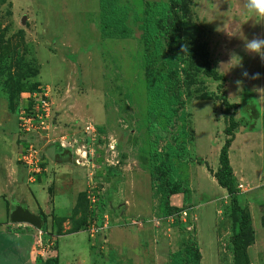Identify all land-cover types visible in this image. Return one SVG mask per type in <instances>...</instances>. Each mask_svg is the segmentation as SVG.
Wrapping results in <instances>:
<instances>
[{"label": "rangeland", "instance_id": "obj_1", "mask_svg": "<svg viewBox=\"0 0 264 264\" xmlns=\"http://www.w3.org/2000/svg\"><path fill=\"white\" fill-rule=\"evenodd\" d=\"M166 1L107 0L102 11L101 0H0V133L22 141L19 110L28 94L46 88L55 122L35 143L38 153L51 144L70 149L85 174V192L96 198L88 200L84 217L82 207L56 205L54 197L67 190L44 184L50 175L31 183L26 171L32 185L26 189L38 192L39 201L49 192L51 215L42 216L47 231L57 237L86 231L77 241L85 249L81 257H72L75 246L58 239L60 258L69 255L64 264H171L192 238L199 244L201 264H234L233 207L206 164L213 172L220 165L226 138L221 100L241 103L236 118L247 132L261 117L252 89L264 104V61L244 44L253 36L264 38V19L249 13L245 0L182 1L186 45L207 44L212 66L225 80L206 77L200 60L187 61L179 75L184 108L175 112L168 105L170 84L162 63L155 83L147 80L141 32L146 3ZM106 31L111 36H104ZM255 73L259 79L250 78ZM159 104L169 109L160 110ZM88 123L98 128L97 138L84 132ZM262 125L261 134L242 136L243 128L238 129L230 149L239 203L252 218L251 264H264V181L258 180L264 171ZM174 140L185 144L188 161L176 164L190 190L171 199L183 210L178 224L162 216L149 172L150 151L164 153ZM11 145L3 153H11ZM93 228H99L94 236Z\"/></svg>", "mask_w": 264, "mask_h": 264}, {"label": "trees", "instance_id": "obj_2", "mask_svg": "<svg viewBox=\"0 0 264 264\" xmlns=\"http://www.w3.org/2000/svg\"><path fill=\"white\" fill-rule=\"evenodd\" d=\"M183 0H167L166 2L146 3L143 12L141 32L143 33L144 50L146 52V77L150 83H155L158 75V64L162 63L167 82L170 84L168 105L170 110L180 112L184 108L181 98L180 72L184 71L182 66L187 61L200 60L203 65L202 73L215 81L223 82L225 78L212 66L210 52L207 44L199 42L188 45V52H183L186 45L184 41L185 20L182 15L181 6ZM100 8L107 10V0H101ZM110 32H104V36H111ZM4 47L2 50H5ZM182 70L180 71V69ZM40 69V68H39ZM38 74V69L36 71ZM222 88V84L218 89ZM247 99H245L246 102ZM10 104L13 101H9ZM176 106V107H175ZM158 109H169L164 104H159ZM240 104L230 103L227 99L221 100L222 113L225 116L226 127L224 129L225 143L221 148L219 156V168L216 172L210 170L220 187L225 189L229 195L233 207V235L230 239L233 247L234 264H251L248 248L254 240L252 218L249 211L241 207L239 203V192L237 180L230 161V149L236 140L238 129L243 126L242 121L236 118ZM178 137V135H177ZM184 142L174 140L168 144L164 153L159 150H151L152 160L149 164V172L152 180L154 197L160 201L161 214L165 218L173 217L179 223L182 209L171 204V199L176 195H186L190 192L181 180L177 161L187 162ZM200 164V161H198ZM89 194L82 192L78 196L77 206L82 207L83 215L88 214ZM89 200V201H88ZM44 222V220H43ZM43 232H47V224L44 222ZM75 229L68 233H78ZM202 253L195 238L191 244L177 252L171 260V264H201ZM40 264H59L58 258L46 261L40 260Z\"/></svg>", "mask_w": 264, "mask_h": 264}, {"label": "crops", "instance_id": "obj_3", "mask_svg": "<svg viewBox=\"0 0 264 264\" xmlns=\"http://www.w3.org/2000/svg\"><path fill=\"white\" fill-rule=\"evenodd\" d=\"M252 91L259 102L261 117H258L259 119L256 120V128L251 132L246 131V125L241 126L239 128L240 131L242 128L244 131L242 132V136L254 135L262 132V124L264 123V104L258 95V90L252 89ZM238 104L241 105V103ZM259 124L262 125L260 126L261 128H259ZM0 137V141L3 142L0 143V147L3 146V149L0 150V264H40L39 259L46 261V259L38 258L36 255L37 253L34 252L39 238H42L44 242L49 240L54 241L56 248H58V239H65L66 244L69 243L75 246L72 247L73 250L70 252V255L74 257L78 254L81 257L85 254V249L81 250L83 246H77V241H79L78 237L86 231H79L78 233L59 237L47 231L45 233L42 232L41 236L38 230L29 225H15L10 222V212L13 209V202L27 206L32 213L37 214L41 218L45 216L44 218L48 220L51 215V206L49 205L50 195L48 192L46 200L39 201L38 192L31 193L26 189V186L29 187L32 185L27 183L26 170L20 163L22 141L19 136H14V138H12L0 133ZM5 140H11L13 143V145H11L10 142V155L3 153V151L10 146L4 145ZM244 149L246 150V148ZM42 158L44 160V166L47 169L46 175H50L51 178V180L48 179L44 184L48 186L49 183L54 182L60 189L67 190V193L64 195H56V197H54L56 205L60 206L70 203L77 206L78 196L80 193L86 191L87 182L84 172L79 169L78 165L74 162L75 159L72 157L71 150L60 144H51L46 150L42 151ZM230 161L232 165V160L230 159ZM214 171L216 172L217 170L214 169ZM211 177L214 178L212 175ZM258 180L264 181V171L258 175ZM93 246H95V243L92 241L90 251L92 253L91 255L94 256L92 250ZM55 256L58 258L59 264H64V260H68L69 257V255H66V257L63 255L60 258L58 249L56 250Z\"/></svg>", "mask_w": 264, "mask_h": 264}, {"label": "built area", "instance_id": "obj_4", "mask_svg": "<svg viewBox=\"0 0 264 264\" xmlns=\"http://www.w3.org/2000/svg\"><path fill=\"white\" fill-rule=\"evenodd\" d=\"M51 102L49 91L46 88H40L37 91L28 94L26 104L19 110L18 129L22 137L21 160L23 167L28 173V181L35 183L42 175L46 173V167L42 158V151H39L37 144L38 140L43 141V137L49 129V126L55 122L54 108ZM84 132L92 138H97L99 135L98 128L93 123L85 124ZM86 153V152H85ZM87 158V157H86ZM79 165V162L77 161ZM91 203L96 202L94 195L89 194ZM99 228H93L90 233L96 234ZM42 236V232L39 231ZM56 244L54 241L44 242L42 238L38 239V244L34 248L38 258L52 259L55 258Z\"/></svg>", "mask_w": 264, "mask_h": 264}, {"label": "clouds", "instance_id": "obj_5", "mask_svg": "<svg viewBox=\"0 0 264 264\" xmlns=\"http://www.w3.org/2000/svg\"><path fill=\"white\" fill-rule=\"evenodd\" d=\"M244 6L250 14H253L258 18L264 19V0H245ZM244 47L248 52L259 55L261 60L264 61V38H261L260 36H253L252 39L245 40ZM182 51L188 52V45H184ZM242 75L246 78L249 77V74L246 71L243 72ZM250 78L259 79L260 74L255 73ZM236 83L237 86H240L242 81L238 80L236 81Z\"/></svg>", "mask_w": 264, "mask_h": 264}, {"label": "water", "instance_id": "obj_6", "mask_svg": "<svg viewBox=\"0 0 264 264\" xmlns=\"http://www.w3.org/2000/svg\"><path fill=\"white\" fill-rule=\"evenodd\" d=\"M10 212V222L15 225H29L38 231H43L44 222L40 216L32 213L27 206L13 202Z\"/></svg>", "mask_w": 264, "mask_h": 264}]
</instances>
